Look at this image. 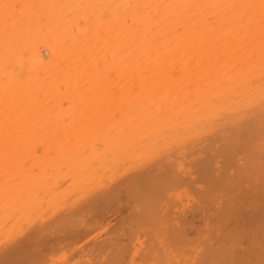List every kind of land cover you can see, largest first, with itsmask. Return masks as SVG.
<instances>
[{"label": "bare ground", "instance_id": "6f19581e", "mask_svg": "<svg viewBox=\"0 0 264 264\" xmlns=\"http://www.w3.org/2000/svg\"><path fill=\"white\" fill-rule=\"evenodd\" d=\"M0 264H264V0H0Z\"/></svg>", "mask_w": 264, "mask_h": 264}]
</instances>
